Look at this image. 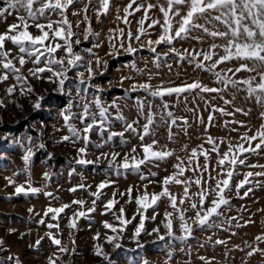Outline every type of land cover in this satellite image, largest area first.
Wrapping results in <instances>:
<instances>
[{
	"label": "rangeland",
	"instance_id": "rangeland-1",
	"mask_svg": "<svg viewBox=\"0 0 264 264\" xmlns=\"http://www.w3.org/2000/svg\"><path fill=\"white\" fill-rule=\"evenodd\" d=\"M8 2L9 0H0V7H7ZM137 2L145 3V0H137ZM148 2L156 3V0H148ZM159 2L163 4L164 0H159ZM127 3L128 0H111L109 13L101 15L99 22L95 15L96 9L99 7V0H92L91 4H88V0H82L69 10L68 19L72 22L73 31L80 39V44L74 45V50L83 57L82 65L92 61L94 71L93 78L86 84L79 86L82 90L86 89V91H82V94L87 99L91 100L94 96H99L105 105L115 102L119 106V114L123 115L124 119H116L117 110L109 108L110 132L125 131V124L133 121L138 120L140 125L145 123L144 117L138 113L136 101L147 99V102L153 104V112L157 113L156 122L152 126L154 138L159 141L157 147L162 148L166 145L175 154L166 160L159 161L158 166L142 167L141 171L147 177L146 180H141L137 173L121 172L118 174L113 169L108 168L107 161L102 162L98 167L77 165L74 159L77 156L76 149L83 146L82 143L77 142L74 145L70 141L61 142L64 135H70L61 116V112L68 109L69 105H72L71 112L76 117L70 123L78 129L83 128L79 119L82 111L81 100L80 97L76 96L75 90V85L79 83V79L75 76L77 69L68 73L70 79L65 87L66 90L72 92V95L68 96L62 95L57 90V85L46 79L51 75L50 73L41 74L45 77L42 79L29 76L28 69L35 67L29 61L23 69L27 81L21 83H24L25 87H31V93L25 92L21 95V83H18L13 76L0 83V100L3 101V106L0 107V241H3V244L0 245V264H15L17 258L20 260V264H49L50 258L56 260V264H145V262L147 264H205V260L210 261L211 264H264V253L257 252L251 257L247 255L252 248L257 246L264 248V243L255 240L256 236L264 235V211H261L264 209V184L259 187L252 185L253 191L244 199L237 198L234 191V184L243 179V173L246 171H264L260 168L249 169L243 166L238 168L240 175L234 177L233 192L226 193L231 199V204L227 206L230 210L221 209L223 217L213 218L215 224L220 225L219 227L214 226L203 230L197 228L192 237L184 242L167 237L161 241L157 239L154 233L147 235V232H152L158 226L161 228V234H164L160 221L165 210L171 211V208L168 207V201L164 199L157 207L159 215H157L156 220H146L145 233H142L139 238L134 237L133 233L139 222V216H136L137 206L134 199L129 203L127 196L121 197L119 194L132 187L133 197H135L144 190L143 185H147L149 193L160 191L159 181L174 171L173 165L177 162V156L186 159L192 149L201 144L204 145V148H209L210 146L204 143L209 135L213 138H223L233 144L237 143L240 135L247 129L232 124L225 127V122L233 119L242 121L252 129V132L248 133L251 135L261 123H264V120L260 118V114L264 112V107L258 105L254 98L248 97L243 85H238L236 88L229 85L226 90L220 93L225 99L232 101V104L227 106V110L232 111L233 107L242 108L248 115L236 113L234 116H222L218 112L213 113L215 120L212 125H209L208 116L211 106L225 107L223 100L218 95L200 93L197 90V92L187 96V102L183 97L179 100L175 96L165 97L164 99L170 104V110L174 115L184 117L189 122L186 134L180 127H174L172 131L175 136L170 141L168 139V125L160 119L161 101L147 96L143 91H131V85L150 82L152 85L163 84L165 87H170L180 85L182 82L191 83L196 80L209 87L223 89L224 86L216 82V77L212 72L196 69L187 60L178 62V58L172 54H169L166 63L162 58L161 65L157 68L153 63L155 54L151 53L147 47L141 48L139 44L134 43L133 47L137 48L134 54H129L120 49L118 41L110 40V37L116 34L110 30L124 28L127 32L128 26L116 18L117 14L123 16V9ZM85 5H88L87 15L90 17L93 33L87 40L84 39V30L87 25L81 23L84 16L81 9ZM117 9H119V13H117ZM72 11L81 14L75 16L72 15ZM9 12L11 14L0 17V33L5 32L10 24L17 23L18 16L26 15L25 10L19 5L16 9H9ZM142 15L143 12H140L129 17L133 33L136 32L137 21ZM149 15L153 19H162V14L159 13L158 9H154ZM49 17L53 20L59 19L56 14L46 13L39 22L46 23ZM200 22L203 23V21ZM77 23H80L79 28L76 27ZM217 26L221 31L225 30L222 25ZM30 31L37 34L34 27L30 28ZM148 31L151 33L149 37L151 39H155L160 33L159 26L155 29H148ZM192 35H203V33L193 32ZM224 42L219 39L214 41L212 38L204 36L203 43L190 39L176 42L174 46L183 52L185 49L190 51L192 49L206 50L211 43ZM113 43L117 44V48L115 54L109 55L110 52L114 51L110 47V44ZM6 48L11 49L14 56L18 54V49L10 42H6ZM87 49H91V53ZM162 50L166 51L167 49L165 46L157 49L158 52ZM57 55H62V51L58 52ZM97 57L101 59L99 67L95 64ZM167 65H171V71ZM229 66H235V62L231 65H221L220 68ZM84 70L83 66L79 69V71ZM219 70L217 69V71ZM150 75L152 78L149 81ZM229 75L232 74L229 73ZM249 75H255V73L241 72L233 78L245 79ZM125 77H130V79H123ZM13 85L16 86V91L9 96L7 88ZM39 97L43 99L40 100L41 107L37 110L33 104ZM193 109L196 111L193 112ZM92 110L95 111L94 106ZM197 116L203 117V124L199 122ZM134 126L142 131L139 125ZM206 126H208L207 132H205ZM234 127L239 130L230 131ZM152 138L151 136L146 137L144 142L150 143ZM90 139L92 143L89 144V158L92 159H95L100 151H115L124 154L132 146L140 144L137 134L131 131H125L123 140L126 143L122 142L121 137L116 136L105 143L102 149H97L95 145L103 143L107 139V133L101 136L94 131L91 133ZM217 143H219V139ZM40 145L43 147H39ZM28 147H32L34 154L27 170H25L23 155ZM226 150V145H221L220 151ZM137 151L140 152L139 147H137ZM200 162L203 163L202 157ZM211 162L212 164L216 163L215 154H212ZM247 163L264 164V152L260 156H250ZM72 169L76 171L70 176L69 173ZM46 172L50 175L48 180L44 178ZM151 173L156 175L153 176ZM187 175H191V173H187ZM5 177H11L15 183L9 185ZM256 179L264 181V177ZM105 180L113 183L110 187L102 190L99 199L90 195L96 191V186ZM28 182L31 183L32 187L42 189L41 193L36 195L14 194L16 185L23 184L27 187ZM80 183L90 187L75 193L69 191L70 188ZM246 187L248 186L246 185ZM170 189L173 193H182L181 186L170 185ZM114 191L117 193L116 198L119 200V204L112 212L103 215L104 205L112 198ZM192 191H196L195 187ZM243 191L244 189H241V195H243ZM44 192H52L55 198L45 196ZM78 199L85 201L84 210L92 207V201L95 199V211L86 217L78 218L76 228L71 229L68 227L70 218L74 211L79 210V206L71 205V202ZM62 204H70L71 207L61 214L58 221H52L49 216L44 217L45 224L39 223L48 206L59 207ZM121 206L125 209V218L131 220V223L127 225L121 235L119 240L121 247L116 249L114 245L106 242L107 236L115 234L111 233L109 229H105L103 224L105 221L118 224L113 213L118 214V209ZM182 207L188 208L189 205L186 203ZM29 209L33 211L30 212ZM152 214V209L146 213L148 216ZM193 214L190 210L187 216L191 217ZM133 216H136V219L133 220ZM231 217H236V219L233 220ZM249 218L254 223L244 226ZM57 222L59 229H48L46 226L48 223L56 224ZM191 222L189 220V223ZM176 224L174 235L179 237L182 233L178 227V221ZM48 232L57 235V238L61 239L62 243L67 244L70 249L74 247V254L71 252L68 254L60 253L46 235ZM97 234H99V239H95ZM217 239L225 240L227 243L217 245L215 244ZM37 240H40L39 245H36ZM72 240H75V245L71 243ZM97 245L103 247L109 256L108 260L95 255ZM139 245H143V247ZM169 253H171L170 256ZM9 257H13V259L10 260ZM200 257H204L205 260H201Z\"/></svg>",
	"mask_w": 264,
	"mask_h": 264
},
{
	"label": "snow or ice",
	"instance_id": "snow-or-ice-1",
	"mask_svg": "<svg viewBox=\"0 0 264 264\" xmlns=\"http://www.w3.org/2000/svg\"><path fill=\"white\" fill-rule=\"evenodd\" d=\"M80 2L82 0H9L7 7H0V17H4L5 14H11L9 9H16L18 5L26 12V15L17 17V23L10 24L5 32L0 33V83L9 80L10 76H13L18 83H26L27 77L23 74V69L25 64L31 61L35 67L28 69L29 76L42 79L45 77L41 74L50 73L51 75L46 77V79L50 83L56 84L57 90L62 95L71 96V90H66L65 86L70 79L68 73L73 69H77L75 76L79 79V83L75 85V90L76 96L80 97L81 100L82 111L79 119L83 128L78 129L70 123L76 117L71 112L72 105H69L68 109L61 112V116L70 135H64L61 138V142L70 141L74 145L77 142L82 143L83 146L76 149L77 156L74 158L75 163L81 167H88L89 165L98 167L102 162L107 161L108 168L113 169L118 174L121 172L137 173L140 175L141 180H146L147 177L141 171L142 167L148 165L158 166L159 161L166 160L175 154L166 145L162 148L157 147L159 141L154 138L152 131L157 113L153 112V104L147 102V99L136 101L138 113L144 117L146 122L140 125V122L137 120L132 123H126L124 126L125 131L137 134L140 144L132 146L124 154L115 151H100L95 156V159L89 158V144L92 143L90 136L94 131L98 132L101 136L107 133V139L103 143L95 145L97 149H102L105 143H108L116 136L121 137L122 142L126 143V141L123 140L125 131H109V108L117 110L116 119H124L123 115L119 114V106L115 102L105 105L99 96H94L89 100L82 94V91H86V89L82 90L79 86L86 84L94 76L92 61H88L86 65H82L83 57L74 50V45L80 44V39L73 31L72 22L68 19L69 10ZM91 2L92 0H88V4H91ZM110 4L111 0H99V7L95 12L98 22L101 15L109 13ZM154 9L159 10V13L162 14V19H153L149 15ZM81 11L84 13L81 23L87 25L84 30V39L87 40L93 34L91 20L87 15L88 5H85ZM140 12H143V15L137 21V29L133 33L129 17ZM46 13L56 14L59 16V19L53 20L49 17L46 23L39 22L41 18L45 17ZM117 13H119V9H117ZM123 13V16L117 14L116 18L128 26L127 32H125L124 28L110 30L116 33L110 37V40L118 41L120 49L129 54H134L137 51V48L133 47L134 43L139 44L141 48L147 47L151 53L155 54L153 63L157 68L160 67L162 58L166 63L167 57L169 54H172L178 58V62L187 60L196 69L212 72L216 77V82L224 86L223 89L209 87L201 81L196 80L191 83L182 82L180 85L170 87H165L163 84L152 85L150 82L131 85V91H143L147 96L161 101L160 119L168 125V139L170 141L175 136L172 129L180 127L186 134L189 122L184 117L174 115L170 110V104L164 99L165 97L175 96L178 100L183 97L185 102H187V96L197 92V90L200 93L218 95L223 100L225 107L211 106L208 116L209 125H212V122L215 120L213 113L218 112L222 116H234L236 113L248 115L242 108L233 107L232 111L227 110V106L231 105L232 101L225 99L220 93L226 90L229 85L233 88L243 85L248 97L254 98L258 105L264 107V0H164L163 4L159 0H156V3L148 2V0H145V3H138L137 0H128ZM80 14V12L72 11V15L79 16ZM200 21H203V23ZM210 25L211 27H209ZM217 25H222L225 30L221 31ZM79 26L80 23H77L76 27L79 28ZM157 26L160 29L159 35L155 39L149 38L151 33L148 29H155ZM33 27L37 30V34H33L30 31V28ZM193 32H201L203 35H192ZM204 36L210 37L214 41L219 39L225 42L211 43L206 50L192 49L190 51L189 49H185L183 52L174 46L176 42L190 39L203 43ZM6 42H10L18 49L17 55L14 56L12 50L6 48ZM161 46H165L167 50L158 52L157 49ZM96 47H99V45H96ZM110 47L114 51L110 52L109 55L115 54L117 44H110ZM217 49H220V51H217ZM61 51L62 55L58 56L57 53ZM87 51L91 53V49H87ZM233 62H235V66L220 68L221 65H231ZM95 64L97 67L100 66L101 59L99 57H97ZM82 66L85 70L79 71ZM167 67L171 71V65H167ZM217 69L220 70L217 71ZM241 72L255 73V75H249L245 79L233 78ZM229 73L232 75H229ZM151 78L150 75L149 81ZM123 79H130V77ZM15 91V85L7 88L9 96ZM20 92L21 95L25 94V92L31 93L32 88L25 87L24 83H21ZM42 99V97L37 98L33 104L35 109H40V100ZM2 106L3 101L0 100V107ZM93 106L95 107V111L92 110ZM192 111L195 112L196 110L193 109ZM260 118L264 120V112L260 114ZM197 119L200 123H204L203 117L197 116ZM230 124L239 125V127L247 129L240 135L237 143L233 144L231 141H225L223 138H213L209 135L204 141V143L210 146L209 148L206 149L201 144L197 148L192 149L186 159L179 156L176 157L177 162L173 165L174 171L159 181L160 191L149 193L147 185H143L144 190L135 197H133L132 187H129L126 192L119 194L121 197L127 196V202L129 203L134 199L137 206L136 216H139V222L133 233L135 238H139L142 233H145L146 220H156L157 215H159L157 207L164 199L168 201V207L171 208V211L165 210L163 218L160 221L164 234H161V228L158 226L152 232H147V235L154 233L157 239L161 241L167 237L184 242L192 237L194 230L197 228L203 230L205 228L220 226L215 224L213 218L223 217L221 209L230 210L227 206L231 204V199L226 193L233 192L234 177L240 175L238 168L243 166L249 169H264V164L247 163L250 156H260L264 152V123H261L259 128L251 135L248 133L252 132V129L242 121L234 119L226 121L225 127ZM134 125H139L142 131ZM238 130L235 127L230 129L233 132ZM207 131L208 126L205 127V132ZM149 136L153 137L151 142L145 143V138ZM218 139L219 143H217ZM221 145H226L227 150L221 152ZM39 147L42 148L43 145ZM137 147H139L140 152L137 151ZM33 154L32 147H28L23 155V162L26 166L25 170H27ZM212 154L216 156L215 164L211 162ZM201 157L203 158V163L200 162ZM75 171V169H72L69 175L71 176ZM187 173H191V175H187ZM151 175L154 176L156 174L151 173ZM258 177H264V171H246L243 173V179L236 181L234 184L237 198L244 199L248 197L249 193L253 191L252 185L259 187L261 184H264V181L256 179ZM44 178L45 180L50 179L49 173H44ZM5 179L8 180L9 185L15 183L11 177H5ZM112 183L107 180L100 182L96 186V191L90 193V195L99 199L102 190L110 187ZM170 185L181 186L182 193H173ZM88 187L90 186L80 183L70 188L69 191L75 193L78 190H86ZM193 187H195L196 191H192ZM241 189H244L243 195H241ZM41 191L42 189L32 187L31 183L28 182L27 187L23 184L16 185L14 194L36 195L41 193ZM43 194L47 197L55 198L52 192H44ZM116 196L117 193L114 191L112 198L104 205L105 211L102 213L103 215L112 212L119 204ZM95 203L96 200L94 199L92 201L93 206L84 210V200H73L71 205H78L79 210L73 212L68 227L75 229L78 218L86 217L89 213L95 211ZM186 203L189 207H182ZM71 205L48 206L39 223L45 224L44 217L49 216L52 221H58L61 214L65 213L66 209L70 208ZM149 209H152L153 212L151 216L146 215ZM190 210L194 214L188 217L187 213ZM29 211L33 210L29 209ZM261 211H264V209ZM113 215L118 224L105 221L103 226L115 234L107 236L106 242L119 249L121 247L119 243L121 235L127 225L131 223V220L125 218L123 206L119 207L118 214L114 212ZM136 216H133L132 219H136ZM231 219L234 220L236 217H231ZM189 220L192 222L189 223ZM177 221L182 233L179 237L174 235ZM249 223H254V221L249 218L244 226H247ZM46 226L48 229H59L58 222L56 224L48 223ZM46 235L51 240V243L58 248L60 253L68 254L71 252L74 254L75 248L70 249L67 244L62 243V240L57 238V235L52 232H48ZM232 235H235V233H232ZM95 239H99V234H97ZM209 240H211V237H209ZM255 240L264 243V235L256 236ZM71 243L75 245V240H72ZM137 243L139 244L138 239ZM226 243L227 241L225 240H215V244L217 245ZM2 244L3 241H0V245ZM39 244L40 240H37L36 245ZM139 246L143 247V245ZM257 252L264 253V248L258 246L252 248L247 255L251 257ZM95 255L105 260L109 259L108 254L99 245L96 246ZM170 255L171 253H169ZM8 259L11 260L13 257H9ZM200 259L205 260L204 257H200ZM15 264H20L18 258L15 259ZM49 264H56V260L50 258ZM205 264H211V262L205 260Z\"/></svg>",
	"mask_w": 264,
	"mask_h": 264
}]
</instances>
